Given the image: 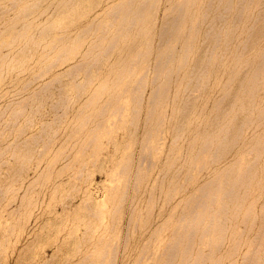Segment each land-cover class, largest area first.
<instances>
[{"label":"rangeland","instance_id":"374dc122","mask_svg":"<svg viewBox=\"0 0 264 264\" xmlns=\"http://www.w3.org/2000/svg\"><path fill=\"white\" fill-rule=\"evenodd\" d=\"M120 1L0 0V264H264V4L233 0L217 44L199 14L164 43L169 3L136 0L106 59H72L114 39Z\"/></svg>","mask_w":264,"mask_h":264},{"label":"bare ground","instance_id":"6f19581e","mask_svg":"<svg viewBox=\"0 0 264 264\" xmlns=\"http://www.w3.org/2000/svg\"><path fill=\"white\" fill-rule=\"evenodd\" d=\"M102 1L109 4L112 0H102ZM113 1H115V0H113ZM135 1L136 0H123V1L121 0L120 2H118L115 5L117 9L115 10V12H113V17H114L113 19L116 20L120 16V12L122 10H124V13H122V14H125V15L122 17L123 21L118 26L115 27L114 39L112 41H110V43L108 45H104L103 43L101 45H98L96 43L91 42V43H89V45L86 46V49L82 50L80 48V46H82V44H81L79 47L74 49V53L71 55L72 59L74 57H76L77 55H82V58H83L84 56H88L89 54H93L94 50L98 46H104V48L106 49L105 54L103 56L104 59H106L105 56L107 55V52L109 51V49L116 47L115 40L118 37L124 35L125 32L130 31L132 29V27L135 26L136 22L139 21V18L141 17L142 13L136 12L135 16H133L132 19L128 18L129 13L131 11L130 9H132V5ZM140 1L142 2L141 6H145L150 0H140ZM152 1H153L152 5L156 3L155 8L159 9V5L161 4L162 0H152ZM166 1H167V3H169V5L168 6L166 5L165 10L163 9V11H165L163 14H165V15H163L164 16V22H163L162 30H161V36L164 39V43L171 41L173 38L176 40L179 38L187 37L188 33L186 34L185 32H181L178 30V28L181 26L182 22L185 20V18L187 16L193 17L195 14H199L200 19H201V21L199 23L200 24L206 23L207 28L205 30V36L206 37L212 36L213 38H216L215 44H217L219 39H220L219 38V36H220L219 31L220 30L215 28V25H217V23H221V25L224 26V28H226L230 22V19H231V10H232V1L233 0H166ZM238 1L244 5L246 3L248 4V2L250 0H238ZM260 1H261V4H264V0H260ZM100 3L101 2L98 1L93 6H92L93 2L88 3L90 5V9L86 13H88L87 14L88 16H91V17H89V19L91 21L96 20L98 18L97 16H99V13L98 14L95 13L96 12L95 7L99 6ZM126 9L129 11H126ZM243 10H244V6H241V8L238 9V11L236 13L237 18L242 17ZM263 17H264L263 12L258 13L257 19L263 18ZM124 19L127 21L126 26H124V24L126 23V21H124ZM114 26H115V24H114L113 20L106 22V24L104 25V29L102 30L103 36L107 37L108 34L112 33V30H113L112 28ZM196 26L197 25H194V23H193L189 27V29H191L193 27L196 28ZM154 27H155V22H153V25L151 26V29H150L151 32H152V29ZM252 28L253 27H250L249 32L251 31ZM196 29H195V32H197ZM259 31H257V32H259ZM146 32H147V30L145 31V33ZM159 35H160V33H159ZM256 39H257V37L254 36L253 40L256 41ZM176 49H177L176 46L175 47H168L161 52V58L158 60V63L155 65V68L157 71L161 72L164 68H169L168 67L169 64L172 61H174V59L176 57V54H177ZM192 49H193V44H190V43H188L184 47V52L186 53V54H184L185 57L187 56L188 52ZM80 50H82V51H80ZM98 51H100V50H98ZM98 51H96V52H98ZM99 54H100V52L98 54L94 53V57L95 58L98 57ZM101 59L98 62H100ZM203 63H204V60H203ZM248 64H249V68L252 69V73H254V74L250 75L251 77L248 76V77H250L249 82H251L252 84L259 83L261 81L260 78H261V74L263 73L262 71L264 69V51L261 53V56L259 57L258 60H250ZM82 65H83V62H81V61L79 63H75V64L70 63V65H68V69H75L76 70V68L79 69ZM94 66H97L98 69L101 68V67H99L100 63H96L93 65H90L88 69H90V67L92 68ZM208 68H209V60L206 62L205 70H207ZM90 71L91 70H89V75L91 74ZM119 79H120V77H119ZM90 81L92 83H94L93 79H90ZM78 84H80V86L82 87V91L80 92V94H77V95H72V94L69 95L70 93H68V100H72V102L73 101L75 102V101L79 100V98H81L80 97L81 95H84V94H86L85 95L86 100H89L92 97V92H90V89H88L86 87V84L83 85L82 82H79ZM254 89H255V86L252 87L253 92H254ZM154 93H156V91H154ZM141 99H142V97H141ZM188 101H190V102L186 103L183 110H182V115L186 116V117H187V115L190 114V112H191L190 109L193 107L192 99L190 98ZM249 106H251V104ZM150 112H151V110H150ZM148 113H149V111H148ZM229 181H233L234 183L238 182V181H236V179H232V180L229 179ZM1 189H2V186L0 187V190ZM1 192H4V191H1ZM86 193H87L88 198L95 202L94 197H93V192L90 190V188L86 189ZM97 202H98V205L104 204V202H102V201H100L101 203L99 201H97ZM85 203H86V201H85ZM105 208H106V206H105ZM210 221L211 220H209V222ZM212 221H214V218ZM212 227L213 226H211V229H212ZM223 227H222V229H224ZM211 229H209V231ZM234 250H236V249H234ZM234 252L235 251H233V253Z\"/></svg>","mask_w":264,"mask_h":264}]
</instances>
